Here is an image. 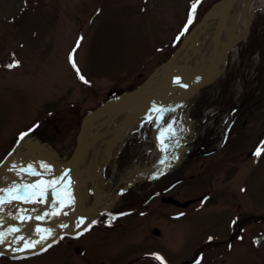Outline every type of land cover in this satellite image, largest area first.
I'll list each match as a JSON object with an SVG mask.
<instances>
[{
  "label": "rangeland",
  "instance_id": "rangeland-1",
  "mask_svg": "<svg viewBox=\"0 0 264 264\" xmlns=\"http://www.w3.org/2000/svg\"><path fill=\"white\" fill-rule=\"evenodd\" d=\"M219 1L0 0V166L4 168L0 180L37 163L46 164L41 162L44 159L67 161L77 146L85 114L106 101L112 89L127 93L151 79ZM234 9L238 13L239 8ZM203 44L200 38L198 46ZM159 78H152L151 84L158 85ZM194 102L196 107L189 110ZM234 106L238 111L230 110ZM155 113L151 109V115ZM119 114L120 119L128 111ZM161 123L164 148L168 153L179 150L174 164L180 166L174 171L170 162L167 171L148 180L169 184L181 178L170 194L185 198L208 190L222 192L230 200L202 215L168 220L166 226L161 225L167 233L164 239L140 230L120 234L110 245L106 264H122L153 249L168 260L176 257L175 264H264V1H258L247 35L229 53L218 79L167 111ZM151 130L149 119L125 137L117 165L111 161L106 176L103 173L96 182L98 192L110 189L107 178L114 179L113 187L115 182L124 185L134 175L129 160L137 152L142 158L138 173L152 169L150 163L157 155L151 153L156 148ZM108 133L114 143L115 133ZM109 140L104 139L107 144ZM89 142H83L81 168L74 167L64 184V206L55 210L57 215L65 216L73 208L79 180L87 181L100 171L96 163L105 152L104 142ZM186 145L196 149L186 154ZM233 188L240 202L236 211ZM86 194L91 195V188L82 186L80 198ZM55 198L51 195L37 203L26 200L18 213H12L13 218L41 214L44 204L52 208ZM234 216L241 224L232 243L204 245L208 233L231 237ZM156 224L152 221L150 228ZM103 251L90 249L93 260L85 259V263L104 264L100 260ZM71 256L57 242L20 258L1 255L0 264H83V259ZM192 258V262H181ZM129 264L159 263L141 259Z\"/></svg>",
  "mask_w": 264,
  "mask_h": 264
},
{
  "label": "bare ground",
  "instance_id": "bare-ground-1",
  "mask_svg": "<svg viewBox=\"0 0 264 264\" xmlns=\"http://www.w3.org/2000/svg\"><path fill=\"white\" fill-rule=\"evenodd\" d=\"M258 1L260 0H236V3L234 4L230 12L229 20H228L229 27L232 31H235L236 36L240 37L245 32L246 27H247V20L248 19L251 20L252 14H254V12L256 11ZM261 1H264V0H261ZM246 2H249V5L247 8V11L245 12L244 7L246 5ZM222 5H223L222 3L216 4L213 10L211 11V13H209L210 14L209 17L197 27L195 31L194 39L189 48H187L186 46H183V48L178 52V54L174 57L173 61L169 65L162 64L159 68H157L155 73L152 75V78L160 77L159 78L160 81L158 85H152L151 84L152 78H151L144 84L142 88H140L138 92L131 93L130 95L140 96V95H145L147 93L153 92L158 87H160L165 82V80H167V78L169 77L184 76L186 79L193 80L195 82H202L206 78L208 72H210L213 62L222 53L224 46L231 44L234 40V37H232L230 33H229L230 35H228L227 38L225 37V30L221 25V14L219 13ZM236 7L239 8L238 13L234 9ZM196 25L197 24H195V26ZM200 38L204 39V44L202 46H198ZM236 46L237 45H235V48ZM214 48L216 49L213 51ZM235 48H233L232 50H234ZM227 61L228 59L224 61V63L220 67V74L222 73L223 68L226 65ZM177 89L179 88H176L175 85L171 86L168 92L163 96V98L160 101H158L152 107V109H155L156 113L164 111V110L170 111L171 109H175L180 104L183 98L186 97V100L190 98V96H188L190 93L188 92L183 93L182 95L178 97L174 95L172 96L169 95V92L177 91ZM117 94H120V93L117 92ZM109 98H110V95L108 99ZM147 103L148 101H145V103L129 105L130 107H127L128 103H121V104H117L118 106L116 107L115 106L109 107L106 110L102 111L101 113L97 114L92 119V121L89 123V127L84 134V142L87 145L89 141H90L89 143L92 144L95 142V140H96V143L103 140L104 147L108 148V144L104 141V139H108L110 136L109 134L108 136L106 134L112 130L113 133H115V137L117 138L119 134L121 133V130L118 127V125L113 126L114 123H112L116 119H119L118 116L121 115L119 113L128 111V114H133L135 111L142 110V108ZM123 119L124 117H121L119 119V122ZM149 119H152L153 121L155 137L158 143L156 148H154L153 151H151V153L154 155L156 154L157 159L156 161H153V160L151 161L150 164L152 166V169L150 167H147L144 171L141 172V174H147V172L152 173V171H155V170L156 171H166L168 168V162L163 152L164 143H163L162 128H161L162 127L161 118L156 116V114L151 115V109L147 113H144L143 115H141L137 119V121L133 122L131 125L129 124L127 127H124L123 132L125 136H128L129 134L132 133L134 129L139 128L144 122L148 121ZM94 124H97L96 127ZM92 127H95L96 129L95 133H92L94 129V128L92 129ZM80 129H81V126H80ZM151 132L153 133V130H151ZM90 148L92 149L93 147L91 146ZM91 149L89 151H91ZM81 150L83 153L84 144ZM73 152H74V149L71 152L70 157L72 156ZM111 155H112V152L110 151L107 153L101 152V155L98 156L97 163L96 162L94 163H96L97 166L100 167L103 162V159L106 156L111 157ZM91 158L92 157H89V159ZM80 159H81L80 162H84L83 157ZM41 162L46 163V164L41 165L40 163H37L22 171V176H24L27 179H30V181H32L30 183H33L35 180L42 182L45 180H53V179L61 178L67 170L66 164L62 161H57V160L52 161L49 159H44V160H41ZM78 165L81 168V165L79 163L75 166V168ZM88 166H89L88 164L84 165L85 171L88 169ZM3 170L4 168H1V171ZM72 171H74V169ZM113 180L114 179H112V181ZM97 181L100 182L99 178H96V177H94L92 180L90 178L87 181H85V178H82L81 181L79 180L80 188H78L76 192L77 199H76V206L73 209L74 211H77L80 209L79 204L81 200H82V205H86L87 203L92 201V196L90 194L89 195L86 194V197L80 198L82 186L84 188L95 187V190H96ZM86 182H88V185H85ZM21 184H24L21 181V179L18 178L14 180L11 187L8 188L6 192L0 196L2 200L0 206L14 199L18 191V187ZM41 185L42 184L35 185L37 190L42 189ZM130 186L131 184H129V182L127 181L125 182L124 186L121 184V182H119L117 183V187H114V186L112 188H110L109 186L108 187L112 191L118 190L117 193L115 192L116 193L115 196L119 197L120 190L123 189L124 187L129 188ZM96 192L98 195H97V203L95 207L98 210H96V213L95 211L89 212L88 214L89 221H92L96 217L98 211H100L101 209H106L110 205V203H112L111 201L113 199L111 195L106 193L107 191L105 193H102V192L99 193L98 190H96ZM52 195L57 196L56 192H53ZM50 196L51 194L48 197ZM83 202L85 203L83 204ZM49 210H50V205L44 204V206L41 209L42 211L41 213H43L42 215H47L49 213ZM64 218H68V217L53 214L47 218L45 223L38 225L37 227L38 230L32 231L30 234H28L27 238L24 241H20L21 238L19 240H11L10 238L13 239V236H14L13 234L11 237H3L1 239L3 241L2 243L7 242V244H9L11 248H22V249L30 248L35 245H38L41 242L49 239L50 237L54 235V232L59 228L60 224L63 223ZM79 223H82V220L79 218L77 219V217L75 219L70 220V222L66 226H64L66 229L65 231L71 232V233L76 232V230H78Z\"/></svg>",
  "mask_w": 264,
  "mask_h": 264
},
{
  "label": "flooded vegetation",
  "instance_id": "flooded-vegetation-1",
  "mask_svg": "<svg viewBox=\"0 0 264 264\" xmlns=\"http://www.w3.org/2000/svg\"><path fill=\"white\" fill-rule=\"evenodd\" d=\"M192 98H194L193 101H195V99L200 100L197 97H192ZM193 101L191 100V102H193ZM195 103L196 102H194L189 107V110H193L196 107ZM203 103H205V106L207 107V103L206 102H203ZM238 108H239L238 106H234L230 110L231 111L233 110V112H236V111H238ZM80 126H81V123H80ZM79 131H80V128L78 130L77 135L79 134ZM108 134L109 133H107L106 135L108 136ZM125 137L126 136H124V139H125ZM116 139L117 138H115L114 141ZM107 140H109V139H107ZM123 147H124V145L121 143L117 147H115L114 150L112 149V151H111L112 155H111L110 159L108 160V162L106 164H104L105 158L107 157L106 156L103 159L104 161L102 162V164L99 168L100 171L95 175H91V180L94 177L100 178V176L103 175V173L106 176L107 167L110 165L111 161H114L115 164L117 163L116 158L121 157L120 153L123 152V149H124ZM186 148H187L186 154H187V152H190V151L192 152L193 150L196 149V147H192L191 145H186ZM107 150H108V148H105L106 153H107ZM136 151H140L139 148H137ZM17 153H19L18 150H17ZM179 153H180L179 150L176 148L173 149L172 151H170V153H168V155L171 158V164L172 165L178 160L177 158L180 156ZM140 155H141V153L137 152L129 160V162L132 166L131 169L134 170V173H133L134 175H136L138 173V169L141 167L142 158ZM66 156H67V154H65V157ZM111 166L113 167V165H111ZM174 166H175V168H174V171H175L176 168L180 165L174 164ZM234 166L232 165L233 173L235 170ZM1 168H2V166H0V172H1ZM123 169H124L123 174H125L127 172V166H125L124 164H123ZM88 172H91V171L88 170ZM179 172L182 173L181 171H179ZM134 175H132L131 177H128L125 182H127V181L129 182L130 178H132ZM69 176L70 175H68V177L66 178V180L63 183L59 193L57 194V196L55 198V203L58 202L56 209L64 206L63 205L64 201L62 200V195L65 193V191H64L63 187H64V184H66L68 182V180L70 179ZM190 176L192 177V175H190ZM154 177H157V176H154ZM154 177H152V178H154ZM7 178H9V176L1 179L0 182L6 180ZM149 179H151V178H149ZM189 179H191V178H189ZM177 180H181V178H179V179L177 178ZM177 180H172L169 184L168 183L167 184L156 183L155 182L156 179H154L153 181H149L148 179L136 180V181L132 182L131 186L129 188H126V190H124L119 195V197H117V198L115 195H116L118 190L112 191V190L108 189L107 194H109L113 197V199L111 201L112 203H110V205L106 209H101L100 211H98L96 217L92 221L88 220L89 219L88 214L91 211H95V213H96V210H98L95 207L96 203H97V195L98 194L95 190V187H90L91 188L92 201L87 203L86 205H83V206H81V202H80V204H79L80 209L77 211H74L73 209L76 206V199H75L73 208L68 212L67 215L64 216V217H68L69 215L75 213V217L73 219H75L77 217V219L79 218L82 220V223H79L78 230H76V232H74V233H71V232L65 231L66 229L64 228L63 235L55 243H57V242L60 244L62 243L63 250H65L67 254L70 253L72 255L71 257H73L75 259H83L84 260L83 264H86L85 259L93 260L88 255L90 253V249L94 250L96 247H98L100 249H104L100 260L104 264H106L104 259H107V254L108 255L111 254L110 253V245L114 244L117 241L116 239H118V236L120 234L128 232L130 230L131 231L140 230L141 232H143L145 234H146V232H151L154 237L164 239L167 236V233H165V231L162 229L161 225L166 226V223L168 222V220H169V222L170 221L172 222L176 219L183 218L185 216L200 215V214L202 215L203 213L208 212L210 210V208L216 206L219 202L222 205V203L225 200H228V201L230 200L228 198H224L223 196L225 194H223L222 192H218V194H216L213 192H209L208 190L204 193H199V194H195V195H191V196L189 195L188 197H185V198H182L179 195H175L172 193L170 194L169 190L177 187L176 186ZM145 181H147V183H148L147 186H145ZM108 182L109 183L111 182L109 184V187L112 188L114 181H112V179L107 178V183ZM124 185H125V183H124ZM114 187H117V183H115ZM119 187H120V185H119ZM235 190H236V187H235ZM235 190L233 188L232 196L234 198L232 200V207L236 211V210H238V208H240V202L238 201V193ZM99 193H101V192H99ZM41 199H43V198H36V199L28 198L27 200L31 201V203H35V202L37 203L39 200L41 201ZM154 200H157V202ZM214 201H216V203L213 204ZM55 203L53 204L52 208L54 207ZM21 205L22 204L14 207V209L8 211L7 214L0 217V223L14 224L17 221H20L21 223H25V222L30 223L33 220H36L37 218L43 216L42 215L43 213H41L42 211L40 209L41 214L35 213L30 219L27 218V215L25 217L22 216V217H18L17 219H14L13 218L14 216L12 213H14V212L18 213L20 210L19 206H21ZM22 208L27 209L24 206H22ZM52 208H50L49 212L52 210ZM55 210H54V212H55ZM65 219L66 218H64V220ZM154 220H156L157 223H159V224H156L153 228H150V223H152V221H154ZM234 220L235 221H234V224L232 226L231 237H228L226 234H223V233L221 234L220 232L219 233H208V236L205 237L208 240L202 241L204 243V245H207L209 243H211V244L214 243V244H217L219 246L221 244L222 245L225 244V242H231L232 243L234 241V238H236V236H235V232L237 230L236 227L241 224V220L238 219L237 216H234ZM160 228H161V230H160ZM53 244H51V245H53ZM50 246H48L47 248H49ZM99 246H101V247H99ZM47 248H45L41 251H44ZM41 251H38V252H41ZM150 251H153V252H150ZM154 251H155V249L143 250L140 254H137L132 259H130V260H128L122 264H129V263L137 262L141 259L154 260L159 264H175L176 263L175 262L177 259L176 257H174V260H168L163 255H160V254L156 255L154 253ZM38 252H36V253H38ZM33 254H35V253H33ZM29 255H31V254H29ZM6 256H8L10 258H20V257L9 256V255H6ZM157 257H159L160 259H158ZM188 261L192 262L193 258L189 259V260L185 259L181 262L186 263Z\"/></svg>",
  "mask_w": 264,
  "mask_h": 264
},
{
  "label": "water",
  "instance_id": "water-1",
  "mask_svg": "<svg viewBox=\"0 0 264 264\" xmlns=\"http://www.w3.org/2000/svg\"><path fill=\"white\" fill-rule=\"evenodd\" d=\"M218 3L223 4L219 13L221 14V25L225 30V37L227 38L228 35L231 34V36L234 37V40L232 42L233 44L231 43L229 45L224 46L222 53L213 62L210 72H208L206 78L202 82H195L193 80L186 79L184 76L169 77L155 91L147 93L145 95H140V96H137V95L133 96L130 94L138 92L140 90V88H142L147 81L143 82L140 86H138L134 90L129 91L127 93L117 94L118 89L117 88L112 89L109 92L110 98L108 100L104 101L97 108L86 113L85 116L83 117L82 123H81V129H80V132L78 134L77 146H76L72 156L67 161L64 162L67 166V170L65 173L63 172L64 175L61 178H57V179H53V180H45L42 182L35 180L33 183H30L32 181H30V179H27L24 176H22V170H20L15 175H13V176L7 178L6 180L0 182V196L2 194H4L8 188L11 187V185L13 184L15 179L19 178L24 183L18 187V191H17L13 200H11L10 202L5 203L2 206H0V217L7 214L8 211L14 209V207L18 206L19 204H21L22 202H24L28 198H31V197L45 198V197H48L50 194L52 195L53 192H56V194L59 193L60 188L62 187L66 178L68 177L70 172L73 170V168L80 161L81 154H82L81 149H82L83 144H84L83 143L84 142V134L89 127V123L92 121V119L97 114L101 113L102 111L106 110L109 107H112V106L116 107V106H118L117 104L128 103L127 107H130L129 105H134V104H138V103H145V101H148V103L142 108V110L135 111L133 114H127L124 117V119L119 122L118 127L120 128L121 133L119 134V136L117 137V139L114 143H112L110 140L108 141L107 152H109V151L111 152L112 149L114 150V148L117 147L119 144H121L122 141L124 140L125 134L123 132V128L127 127L129 124L131 125L133 122L137 121V119L141 115H143L144 113H147L150 109H152V107L158 101H160L163 98V96L168 92V90L171 86L175 85L176 88H179L178 93L176 95L174 94V96L178 97V96L182 95L183 93L188 92V93H190L188 96L191 97L194 94H196V92L200 91L202 88L213 83L219 77L220 67L222 66L224 61H226L228 59V55L231 52V50L233 48H235V45H237V43L240 41L241 37H244L247 35L249 28H250V23H251V20L248 19L247 20V27H246V30L243 33V35L240 37L236 36L235 31H232L229 27V24H228L229 15H230V12H231L234 4L236 3V0H221V1L217 2V4ZM215 5L209 10V12H207L205 14V16L197 23V25L194 26L188 32V34L185 36V38L183 39L182 43L177 48V50L163 64L169 65L173 61L174 57L178 54V52L183 48V46H186L187 48L190 47V45L194 39V35H195V31H196L197 27L209 17V15H210L209 13H211V11L215 7ZM248 5H249V2H246V5L244 7L245 12L247 11ZM215 49L216 48H214L213 51ZM185 100H186V97L183 98L181 100V102H183ZM128 109H130V108H128ZM166 112L167 111L164 110V111H161V112H158L155 114H156V116L162 118V116H164ZM152 136H153L154 142L157 146L158 143H157V140L155 138L154 128H153V135ZM163 152H164V155L167 159L168 168H169L171 158L167 156L165 149H163ZM109 159H110V156H107L104 164H106ZM168 168H167V170H168ZM164 172L165 171H156L155 170V171H152V173L149 172L147 174H141V172L137 173L136 175H134L130 179L129 184H131L132 182H134L136 180L148 179L150 177H154V176L162 174ZM39 184H42L41 190H37V188L35 186V185H39ZM126 188L127 187H124L123 189H121L119 195L124 190H126ZM1 202H2V200L0 197V204H1ZM57 205H58V202L55 203L54 207L52 208V210L47 215H43V216L37 218L36 220H33L30 223H28V222L21 223L20 221H17L14 224L0 223V255H9V256H13V257H21V256L33 254V253H36L38 251H41V250L47 248L48 246H50L51 244H53L57 240H59L61 238V236L63 235V230L65 228L64 226H66L70 222V220H72L75 217V214L69 215L68 218H66L63 221V223L60 224L59 228L54 232V235L52 237L41 242L37 246H33L30 248H24V249H22V248H11L9 245H5L4 243H2L3 241L1 240L3 237H11L14 234L13 239L10 238L11 240H14V239L18 240L21 238V241H24L27 238L28 234H30L32 231L38 230L37 229L38 224L45 223L47 218L54 214L53 212L56 209ZM13 225H15V226H13Z\"/></svg>",
  "mask_w": 264,
  "mask_h": 264
},
{
  "label": "snow or ice",
  "instance_id": "snow-or-ice-1",
  "mask_svg": "<svg viewBox=\"0 0 264 264\" xmlns=\"http://www.w3.org/2000/svg\"><path fill=\"white\" fill-rule=\"evenodd\" d=\"M190 22V21H189ZM77 71H79L78 69H77ZM81 79H83V77H81ZM158 259H160L159 257H157Z\"/></svg>",
  "mask_w": 264,
  "mask_h": 264
}]
</instances>
